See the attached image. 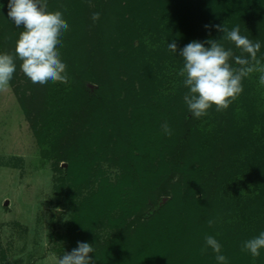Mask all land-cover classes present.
I'll use <instances>...</instances> for the list:
<instances>
[{
	"label": "trees",
	"instance_id": "trees-1",
	"mask_svg": "<svg viewBox=\"0 0 264 264\" xmlns=\"http://www.w3.org/2000/svg\"><path fill=\"white\" fill-rule=\"evenodd\" d=\"M2 2L0 52L11 54L23 29ZM46 11L70 26L60 49L69 80L36 86L17 60L10 87L58 191L68 187L74 212L64 239L72 248L94 243L95 264H216L210 248L202 251L213 235L229 264H264V249L242 251L264 230L259 73L243 79L228 108L191 117L183 59L167 47L219 39L204 25L225 22L259 39L264 61V0H47Z\"/></svg>",
	"mask_w": 264,
	"mask_h": 264
},
{
	"label": "clouds",
	"instance_id": "clouds-1",
	"mask_svg": "<svg viewBox=\"0 0 264 264\" xmlns=\"http://www.w3.org/2000/svg\"><path fill=\"white\" fill-rule=\"evenodd\" d=\"M4 6L0 0V14H3ZM46 8L47 0H7L8 19L23 31L16 39L14 53L0 52V90L10 86L17 60L26 78L36 86L68 82L67 64L61 58L60 49L70 26L63 13L49 14ZM92 16L97 20L100 13L94 12ZM204 27L214 28L223 35L219 39L192 40L179 49L175 41H167L168 49L174 55L179 51V57L183 59L178 72L187 89L183 101L190 116L195 118L206 116L213 106L217 111L228 108L242 93L243 79L253 72L259 73V84L264 86V61L257 57L262 47L259 39L253 40L242 34L239 25L229 29L224 22ZM222 40L234 44L240 54H236L233 47H226ZM161 129L165 135L172 134L167 120L161 124ZM214 222V219L208 220L209 224ZM209 248L215 253L216 264H229L221 242L213 235L204 237L202 251ZM262 249L264 230L242 242V251L252 257H259ZM95 251L94 243L77 241V247L59 256L58 264H95Z\"/></svg>",
	"mask_w": 264,
	"mask_h": 264
},
{
	"label": "rangeland",
	"instance_id": "rangeland-1",
	"mask_svg": "<svg viewBox=\"0 0 264 264\" xmlns=\"http://www.w3.org/2000/svg\"><path fill=\"white\" fill-rule=\"evenodd\" d=\"M56 176L12 88L0 90V264H58L73 249L64 237L74 205Z\"/></svg>",
	"mask_w": 264,
	"mask_h": 264
},
{
	"label": "water",
	"instance_id": "water-1",
	"mask_svg": "<svg viewBox=\"0 0 264 264\" xmlns=\"http://www.w3.org/2000/svg\"><path fill=\"white\" fill-rule=\"evenodd\" d=\"M90 87L92 88V86H90ZM6 204H8V202Z\"/></svg>",
	"mask_w": 264,
	"mask_h": 264
}]
</instances>
